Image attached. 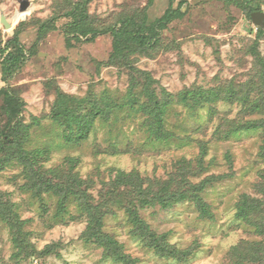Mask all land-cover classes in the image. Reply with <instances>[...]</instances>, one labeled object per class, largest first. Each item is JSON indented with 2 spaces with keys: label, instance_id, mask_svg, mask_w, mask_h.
Here are the masks:
<instances>
[{
  "label": "rangeland",
  "instance_id": "1",
  "mask_svg": "<svg viewBox=\"0 0 264 264\" xmlns=\"http://www.w3.org/2000/svg\"><path fill=\"white\" fill-rule=\"evenodd\" d=\"M20 1L0 0V42L5 46L19 35L27 61L6 84L0 54V90L9 86L23 100L26 148L42 153L43 174L54 182L78 178L105 212L101 232L116 243L119 256L133 264H233L231 252L243 241L264 242L236 216L243 195L264 200V129L227 135L233 125L264 120V37L257 44L259 27L251 19L252 13L264 12V0H91L89 13L101 29L120 27L130 17L147 16L153 22L170 8L182 10L161 30L153 50L129 57L131 67L110 62L111 34L92 41L71 37L68 45L67 13L79 0H28L24 12ZM250 2L260 10L251 11ZM44 22L55 29L40 38ZM133 69L147 72L157 97L171 102L166 139L151 134L152 116L131 106ZM216 89L228 100L195 108L180 102L181 93ZM142 90L139 85L135 92L141 95ZM230 90L245 99L231 101ZM59 91L76 100L105 95L116 107L110 117L95 122L81 145H73L52 118ZM258 102L263 116L251 115ZM2 112L0 123L5 124ZM212 178L201 194L210 215L204 216L194 202L165 207L153 200L186 182L200 185ZM26 184L19 163L0 166V194L14 206L27 245L16 258L10 225L0 218V264H125L107 241L89 240L88 219L73 199L60 213L58 197H37ZM141 186L153 197L139 195ZM151 234L180 257L156 252ZM244 264H264V257Z\"/></svg>",
  "mask_w": 264,
  "mask_h": 264
},
{
  "label": "trees",
  "instance_id": "2",
  "mask_svg": "<svg viewBox=\"0 0 264 264\" xmlns=\"http://www.w3.org/2000/svg\"><path fill=\"white\" fill-rule=\"evenodd\" d=\"M91 0H79L73 2L72 8L67 13L69 23L65 26V35L68 36V45H71L72 39L82 41V38L92 41L97 36L102 34H111L113 37V53L110 57L111 63H119L121 65L131 67L129 57L135 52L148 53L153 50L159 41L161 30L167 27V22L174 19L176 16H182V10L177 9L174 13L170 8L162 18H159L153 22H149L147 16H143L140 20L134 17H130L121 21L120 27H108L98 28L96 20L90 15L88 6ZM250 1V0H249ZM250 2V10H260V8H253ZM252 19V18H251ZM53 23V22H52ZM55 28L51 23L44 22L40 26L39 37L43 38L44 35L54 30ZM258 40L264 37V28L259 27ZM0 54L4 57L2 61V78L3 81L8 84L12 77L17 73L21 67L27 61V55L25 47L19 40V35L9 40L5 46H2L0 42ZM126 62V63H125ZM135 74L133 75L131 88L128 93L132 108L135 105L138 106V110L144 114L152 116L154 123L151 127V134L158 140L166 139L168 135L164 133L165 116L168 113L171 102L165 98L161 100L157 97V94L152 90V83L154 80L147 72L133 69ZM139 77V78H138ZM144 78V83L140 84L139 79ZM143 85L141 95H138L135 90L138 86ZM231 101L245 99L241 92H235L230 90L229 93ZM144 96V101L142 100ZM180 102L191 105V107L202 106L203 104H213L218 100H226L227 96L224 92L216 90H210L208 92H188L181 93ZM228 100V99H227ZM0 103L1 111L5 124L0 123V154L3 159L0 158V166L8 165L11 163H19L23 167L25 179L27 180L26 189L33 192L37 197H42L44 194H52L58 197V207L60 213L66 211L67 204L72 199L79 205L82 214L88 219V234L89 240L96 239V243L102 245L107 241L109 243L110 250L116 258H119V252L115 248L116 243L108 240L107 236L101 232L103 217L105 212H100L99 207L93 204L92 197H90L87 191L83 188L82 181L78 178L69 177L65 180L54 182L39 168V158L42 153L37 151H30L26 148V141L28 139V133L23 125V121L20 120V114L23 111V100L14 93L11 87H5L0 90ZM248 103H244L246 105ZM257 106L253 108L251 115H262L260 112L259 102ZM116 107V104L108 99V96L99 98L97 95L91 98H84L82 100H76L73 97L67 96L62 92H58L56 105L52 113L53 120L63 127L64 138L66 142L73 145H81L91 134L94 124L98 119H107L110 117L112 109ZM137 110V111H138ZM245 128L246 130L264 129V120L250 121L241 128H233L227 135L238 132ZM153 129V130H152ZM264 155V146L262 147ZM212 180V182L210 181ZM208 179L200 185H195L191 182H186L184 186L173 193H157L152 196V192H145L142 190V186L139 188V195L147 197H153L154 201L161 203L165 207H169L178 202H194L199 208L200 212L204 215H210L206 203L202 198V193L208 185L213 183V178ZM14 206L6 203L0 194V218L3 222H8L12 232L13 243L18 253L16 258L21 254L27 245L23 238V231L21 223L18 221V215L14 211ZM135 222L142 225L143 231L147 228L143 223L132 214ZM237 218L249 225L259 235L264 236V200L259 198H252L249 195H243L237 206ZM86 233V234H87ZM153 249L160 255H165L169 252L168 257L176 259L180 257L177 250H169L166 248L155 234H151ZM264 242H248L243 241L239 246L235 247L232 252L233 264L253 263L254 261H260L264 257ZM27 250V247H26ZM21 251V252H20ZM27 252V251H26ZM37 254L36 252H32ZM258 256L260 258H258ZM122 261L125 264H133L125 255H122Z\"/></svg>",
  "mask_w": 264,
  "mask_h": 264
},
{
  "label": "water",
  "instance_id": "3",
  "mask_svg": "<svg viewBox=\"0 0 264 264\" xmlns=\"http://www.w3.org/2000/svg\"><path fill=\"white\" fill-rule=\"evenodd\" d=\"M20 3H21V7H20L21 12H24L29 6V1L21 0ZM251 18L255 26L264 28V12L263 11H256L252 13ZM1 23L5 26L6 30H10L12 28V25L6 20L5 16L1 17Z\"/></svg>",
  "mask_w": 264,
  "mask_h": 264
}]
</instances>
